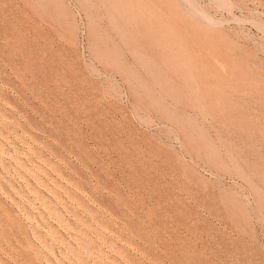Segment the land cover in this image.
Returning a JSON list of instances; mask_svg holds the SVG:
<instances>
[{
	"label": "rangeland",
	"instance_id": "rangeland-1",
	"mask_svg": "<svg viewBox=\"0 0 264 264\" xmlns=\"http://www.w3.org/2000/svg\"><path fill=\"white\" fill-rule=\"evenodd\" d=\"M0 264H264V0H0Z\"/></svg>",
	"mask_w": 264,
	"mask_h": 264
}]
</instances>
